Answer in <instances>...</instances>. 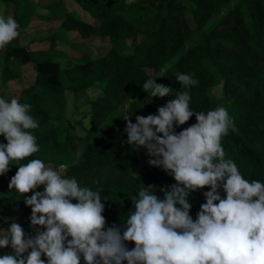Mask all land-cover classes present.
Listing matches in <instances>:
<instances>
[{
    "label": "trees",
    "instance_id": "trees-1",
    "mask_svg": "<svg viewBox=\"0 0 264 264\" xmlns=\"http://www.w3.org/2000/svg\"><path fill=\"white\" fill-rule=\"evenodd\" d=\"M73 1L91 22L67 10L60 29L77 31L83 39L99 36L117 43L135 34L138 26L146 23L143 17L147 14L155 16L149 23L151 30L146 39L128 56L111 50L95 60L84 57L73 66L64 67L51 55L19 45L17 38L6 46L2 53L1 85L20 79L25 65L33 64L35 71L34 83L19 90L14 98L32 106L29 114L40 127L31 131L40 151L21 163L41 159L54 169L60 165L68 167L67 178L75 177L81 187L100 190L105 230L113 225L121 226L133 209L132 197L141 187L152 186L154 194L163 199L160 189L167 190L175 181L149 163L134 174L138 157L133 147L124 143L126 133H114L110 128L101 133L93 126L80 142V137L70 132L65 118V93L90 89L100 92L90 101L93 125L120 104V100L131 99L129 115L135 123L136 116L155 115L177 92L183 91L176 76L187 73L199 82L189 89L190 110L206 113L224 107L229 113L233 127L221 141L225 160L234 161L249 182L264 183V0H187L188 6L180 0H145L138 1L137 9L128 5L127 0ZM143 3L149 4V13ZM188 12L194 26L188 21ZM214 16L221 20L211 22ZM150 78L168 87L169 94L152 98L143 92L141 87ZM220 85L225 93L216 99L212 91ZM195 123L193 116L177 128L185 129ZM63 132L65 137L61 139ZM5 143L0 136V144ZM17 167L9 165L10 170L0 176V193L9 194L6 202L0 204V213L11 218V214L18 212L11 223H18L26 236H31L36 231L26 222L31 209L25 206L24 198L8 188ZM103 169L115 171L118 176L101 184L98 177ZM42 189L40 186L36 191ZM208 190L206 187L187 197L192 205L189 215L194 221L205 203L203 192ZM31 195L29 192L25 198ZM220 195L224 198L222 190ZM126 246L131 249L134 244Z\"/></svg>",
    "mask_w": 264,
    "mask_h": 264
},
{
    "label": "clouds",
    "instance_id": "clouds-1",
    "mask_svg": "<svg viewBox=\"0 0 264 264\" xmlns=\"http://www.w3.org/2000/svg\"><path fill=\"white\" fill-rule=\"evenodd\" d=\"M18 27L12 16L0 14V49L19 36ZM154 81L146 80L142 91L167 96L171 90ZM176 81L184 90L155 115L136 116L135 123L123 118L124 143L146 149L149 165L175 183L160 189L163 199L152 186L141 187L127 219L107 230L99 189L81 187L41 159L21 163L40 151L31 131L40 125L30 104L0 98V136L6 141L0 144V176L18 165L8 188L24 198L36 229L31 236L15 222L0 229V249H11L0 264H264V183L249 182L234 161L225 160L221 141L233 127L227 109L193 112L189 89L199 82L187 73ZM193 116L195 124L175 131ZM40 186L43 192L36 191ZM206 187L194 221L187 197Z\"/></svg>",
    "mask_w": 264,
    "mask_h": 264
},
{
    "label": "rangeland",
    "instance_id": "rangeland-1",
    "mask_svg": "<svg viewBox=\"0 0 264 264\" xmlns=\"http://www.w3.org/2000/svg\"><path fill=\"white\" fill-rule=\"evenodd\" d=\"M138 1L133 0L132 7L137 9ZM189 5L187 0H180ZM147 12L149 13V4L143 3ZM124 7L121 8V10ZM74 11L75 16L84 19L85 22H91V19L83 14V10L73 0H0V14L5 17L12 16L17 24L19 36L17 42L19 45L26 47L30 51L44 52L51 55L53 59L64 67H71L76 62L84 57L95 60L99 57L105 56L109 51L115 50L121 56H128L133 53L136 46L140 45L145 39L146 34L151 30V23L154 19V14L149 13L143 20L146 22L141 24L136 29L135 34L125 37L117 43H111L107 37L91 36L87 39L80 37L79 33L74 30L63 31L60 29V24L64 19L66 11ZM188 21L192 26L191 14L187 13ZM84 16V17H83ZM221 20L219 16H214L211 22ZM7 46V45H6ZM0 49V71L4 67L2 61V53L5 50ZM23 75L20 79L13 81L5 86L0 84V98L10 101L16 96L19 90L29 88L35 80V71L33 64L25 65L22 68ZM63 76V75H61ZM63 79V77H62ZM225 86V85H224ZM225 93L224 87L217 86L213 89L212 95L216 99H221V94ZM100 92L96 89H90L86 92H70L66 91V110L65 118L69 121L70 132L80 137V142L86 135V132L94 128L103 133L110 128L114 133H125L124 128L126 122L123 120L124 116H129V103L131 99H122L112 108L103 119L97 121L94 125L91 123L90 101L97 98ZM131 118V117H130ZM182 128H177L176 132L182 131ZM64 132L61 134V139H64ZM81 144L78 148L81 147ZM138 157V164L134 168V174L143 167L148 165V155L144 148L136 149L132 146ZM80 150H78L79 152ZM77 152V153H78ZM76 153V155H78ZM47 167H52L48 165ZM53 168V167H52ZM68 167L60 170L65 176ZM118 174L109 169H103L99 172L100 183L102 184L108 178H115ZM44 189L41 190L43 192ZM9 195V194H8ZM8 195L0 193V204L6 202ZM18 217V212L11 214V218L0 213V229L6 230L14 218ZM30 223V219H26ZM3 255L11 254L10 247L3 248Z\"/></svg>",
    "mask_w": 264,
    "mask_h": 264
}]
</instances>
